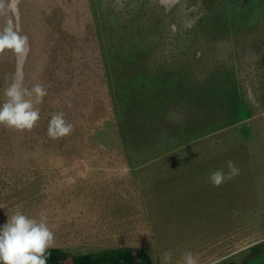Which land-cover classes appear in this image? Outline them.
<instances>
[{"label": "rangeland", "instance_id": "rangeland-1", "mask_svg": "<svg viewBox=\"0 0 264 264\" xmlns=\"http://www.w3.org/2000/svg\"><path fill=\"white\" fill-rule=\"evenodd\" d=\"M9 22L29 52L22 64L0 53V101L16 73L47 95L31 130L0 126V224L44 216L49 249L133 247L153 264L166 251L171 264L186 251L197 264H243L264 247V0H0V28ZM58 111L73 130L53 139ZM229 160L238 174L213 186L209 173Z\"/></svg>", "mask_w": 264, "mask_h": 264}, {"label": "clouds", "instance_id": "clouds-1", "mask_svg": "<svg viewBox=\"0 0 264 264\" xmlns=\"http://www.w3.org/2000/svg\"><path fill=\"white\" fill-rule=\"evenodd\" d=\"M10 51L17 64H22L29 52L27 37L9 22L0 28V53ZM4 99L0 101V126L16 131L31 130L39 119V110L35 107L47 95L46 89L40 83L31 87L24 84L23 75L13 74L3 88ZM73 125L67 122L62 111L51 114L46 134L50 138L68 135ZM227 171L216 169L208 175V181L218 187L237 175L239 169L229 160ZM53 233L46 217L36 219L15 211L7 216L5 223L0 224V264H47ZM183 264H197V258L191 251L184 252ZM171 253L162 254V264H171Z\"/></svg>", "mask_w": 264, "mask_h": 264}, {"label": "trees", "instance_id": "trees-1", "mask_svg": "<svg viewBox=\"0 0 264 264\" xmlns=\"http://www.w3.org/2000/svg\"><path fill=\"white\" fill-rule=\"evenodd\" d=\"M232 72H229L228 78L223 82H227L228 80L231 81L233 84ZM184 77L185 74H180L178 72V77ZM180 79H184L181 78ZM192 86V84L190 85ZM215 91L225 89L226 86L224 83H220L213 87ZM189 90V88H188ZM229 96L233 97L237 96V89L228 88ZM172 95H179L178 88H171ZM206 93V92H203ZM122 98L124 96L122 95ZM213 97L209 98L210 101L214 104H218L219 102L213 101ZM197 101L200 102L199 99ZM47 252L49 253L47 264H153L150 255L140 249H136L133 247H124L119 249H106L102 250L97 254H87L81 256H72L71 254L65 253L61 249H48ZM243 264H264V247L262 244H258L251 249L249 258L243 262Z\"/></svg>", "mask_w": 264, "mask_h": 264}, {"label": "crops", "instance_id": "crops-1", "mask_svg": "<svg viewBox=\"0 0 264 264\" xmlns=\"http://www.w3.org/2000/svg\"><path fill=\"white\" fill-rule=\"evenodd\" d=\"M85 78V77H84ZM77 81L79 82V83H77V86H84L85 84H84V82H86L84 79L82 80L81 78H79V77H77ZM106 95V94H105ZM110 98H111V96H110ZM99 101H102V100H104V99H101V98H99L98 99ZM110 101H111V99H110ZM92 101H91V99L89 98V103H88V101H86L85 102V107H86V113H87V116L86 115H81L82 117H84V119H88L89 117V120L86 122V125L88 126V127H90V128H92L93 127V125H94V122H90V119L92 118V115H90L91 114V112H90V103H91ZM97 104H98V102H97ZM95 108V107H94ZM93 119V118H92ZM86 121V120H85ZM85 125V122H84V126H86ZM100 125V124H99ZM122 167V165H120L119 163H116V166H115V169H113L112 171H113V173L114 172H116L115 170H118L117 169V167ZM84 172H85V174H83L82 173V177L80 178V180L78 181V184H77V186L78 187H80L82 184H83V180L84 179H87V178H89L91 175H92V173H96L95 172V169H94V165L92 166V167H90L89 169H84L83 170ZM125 172V171H124ZM123 172V173H124ZM70 174H73V172H70ZM112 174V173H111ZM124 174H126V173H124ZM124 174H121V175H124ZM121 175H116V174H114L113 176H114V179L115 180H118V177H120ZM85 199H86V197H85ZM85 201L86 200H83V199H81L79 202H78V204H76V208L78 209V212H76L77 214H76V216H77V218L78 219H81L82 221L83 220H86V219H88L87 217H88V213H87V211H86V209L88 208L86 205H85ZM146 227H148V222L147 221H145V220H142V223H141V226L139 227V229L140 230H142V233H143V235L145 236V237H147V234H148V232L147 231H144L145 229H146ZM141 236V237H140ZM137 237V236H136ZM114 238H116V237H114ZM144 237L142 236V235H138V240H140V242L141 243H143L144 242ZM126 244V243H125Z\"/></svg>", "mask_w": 264, "mask_h": 264}]
</instances>
